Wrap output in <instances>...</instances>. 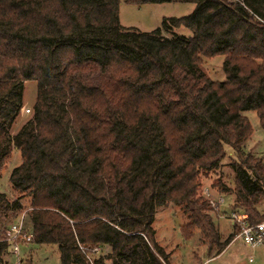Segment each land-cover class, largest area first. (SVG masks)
Here are the masks:
<instances>
[{"label": "trees", "instance_id": "1", "mask_svg": "<svg viewBox=\"0 0 264 264\" xmlns=\"http://www.w3.org/2000/svg\"><path fill=\"white\" fill-rule=\"evenodd\" d=\"M126 2L195 7L141 32L120 25L119 0H0V170L13 144L22 162L10 182L30 198L32 242L57 245L61 264H170L153 227L168 203L220 253L234 235L220 243L199 189L227 146L235 186L221 191L250 222L264 220V160L244 150L253 128L243 114L264 127V0ZM218 55L224 81L202 68ZM28 80L34 114L10 137ZM22 209L0 192V221ZM7 251L2 236L0 264Z\"/></svg>", "mask_w": 264, "mask_h": 264}, {"label": "rangeland", "instance_id": "2", "mask_svg": "<svg viewBox=\"0 0 264 264\" xmlns=\"http://www.w3.org/2000/svg\"><path fill=\"white\" fill-rule=\"evenodd\" d=\"M195 5L192 3L166 2L143 4L140 6L131 5L126 0H119V23L125 28H134L141 32H150L161 26L163 18L182 17L190 14ZM175 33L190 36L191 31L185 27L174 29ZM171 36L169 33H164ZM224 56L218 55L211 58H203L202 68L214 81H224L225 74L222 70ZM37 96V82L28 80L24 84L22 107L11 123L9 136L14 137L23 126L29 123L34 114V104ZM243 114L249 119L253 132L251 137L244 144L246 153L254 157H262L264 160V127H262L258 114L254 110L244 111ZM10 154L0 170V192L7 194L9 199H18L22 205L21 213L29 209L30 198L16 192L10 182L12 169L22 162L21 152L13 144L9 146ZM227 155L216 171L201 176L199 194L203 200L210 203V199L224 196L222 204L205 211L213 221L219 235L220 243L226 241L230 235L238 234V229L231 222L230 213L235 208L236 196L234 192L221 191L224 184L234 189V171L232 163L238 160L237 154L230 147H226ZM210 194V195H209ZM264 213V199L258 205ZM16 219V218H15ZM15 219L9 216L0 221V240L6 237V230ZM26 222L31 225L30 218L25 214ZM153 227L156 231V241L164 248L169 255L170 264H264V246L252 248L247 246L239 237L231 243L228 249L213 257L217 253L219 245H210L208 237L199 228L189 226L188 214L174 203L158 207ZM183 229L187 233L183 232ZM21 257L23 264H61L60 254L57 245L39 244L32 242L21 245ZM110 251L106 247L102 253ZM16 258L8 251L4 255L5 264H15ZM107 264H112L107 261ZM120 264H128L123 261Z\"/></svg>", "mask_w": 264, "mask_h": 264}, {"label": "built area", "instance_id": "3", "mask_svg": "<svg viewBox=\"0 0 264 264\" xmlns=\"http://www.w3.org/2000/svg\"><path fill=\"white\" fill-rule=\"evenodd\" d=\"M230 1L243 3V0ZM209 201L216 208L219 203H223L224 198L219 196ZM25 214V212L22 213L18 219L10 223L6 230L5 240L8 243V252L16 258L15 264H23L20 246L30 244L33 239L31 225L28 226ZM230 216L232 224L238 229L237 237L241 238L247 246L252 248L264 246V220L252 223L247 214L234 210L230 213Z\"/></svg>", "mask_w": 264, "mask_h": 264}, {"label": "crops", "instance_id": "4", "mask_svg": "<svg viewBox=\"0 0 264 264\" xmlns=\"http://www.w3.org/2000/svg\"><path fill=\"white\" fill-rule=\"evenodd\" d=\"M221 197H224V196L221 195ZM236 237H237V236H236ZM236 237H234V239L231 240V242L226 246V248H225L224 250H222V251H221L220 253H218V254H214L213 257L218 256V255L224 253V252L228 249V247L231 245V243L236 239Z\"/></svg>", "mask_w": 264, "mask_h": 264}]
</instances>
